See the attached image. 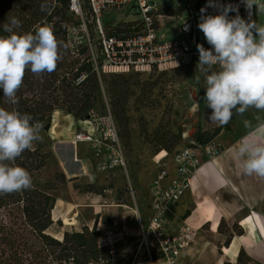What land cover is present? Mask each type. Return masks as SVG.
<instances>
[{
	"label": "trees",
	"instance_id": "16d2710c",
	"mask_svg": "<svg viewBox=\"0 0 264 264\" xmlns=\"http://www.w3.org/2000/svg\"><path fill=\"white\" fill-rule=\"evenodd\" d=\"M85 4V7L81 4V18L70 10L71 0H0V35H8L3 32L2 25L9 17H16L21 22L17 32H34L38 26L46 25L52 28L62 45V59L57 68L39 76L27 71L17 93L18 103L8 102L0 90V107L31 114L33 122L39 121L42 125L55 112L84 120L91 111L96 110L99 89L89 44H93L97 50L99 47L93 39L94 17L86 0ZM83 24L85 32L82 30ZM135 24V21H131L114 27L109 25L104 29L107 35L122 36L129 34ZM74 31L77 43L72 38ZM152 74L166 73L154 72L149 75ZM124 80L123 75H110L107 83V106L114 121L120 117L127 120L125 104L133 95L130 87L135 85ZM136 100L142 105L148 104V96L142 88ZM220 131L219 127L204 131L197 127L191 136L192 144L206 145L214 141ZM118 135L120 140L127 138L126 133L122 134L119 130ZM153 141L157 142L155 156L160 152L168 155L180 143L181 135L163 134L159 129L153 135ZM50 157L51 153L36 141L33 148L26 150L15 162L30 173L32 187L0 195V264H114L109 255V247L104 243L105 238L96 229V223L91 228L83 226L79 232H64L60 240L47 234V230L54 224L51 216L56 201L54 193L67 182L65 175L56 171L50 181L39 183ZM73 188L80 193L98 195L105 190L95 191L90 185L81 190L77 184ZM106 189H112V186ZM56 224L62 227L60 220ZM231 230L236 236L242 235L237 225H232ZM231 237L232 234L227 236L224 246H228ZM151 257L154 261L158 259L154 254ZM130 262L131 257L127 256L121 264Z\"/></svg>",
	"mask_w": 264,
	"mask_h": 264
},
{
	"label": "clouds",
	"instance_id": "9594fccd",
	"mask_svg": "<svg viewBox=\"0 0 264 264\" xmlns=\"http://www.w3.org/2000/svg\"><path fill=\"white\" fill-rule=\"evenodd\" d=\"M242 3L248 20L238 14V6L217 0H208L200 9L198 28L210 47L197 44V68L204 76L206 107L211 109L207 119L217 126H226L234 112L264 111V26L251 19L253 7L264 11V4L258 0ZM208 7L219 14L206 15ZM230 12L237 15L230 17ZM20 27L19 19L9 17L2 25L8 35H0V90L12 104L18 103L17 93L27 71L37 76L51 73L62 59V45L52 28L44 25L34 32L19 33ZM244 125L252 129L254 139L249 142L245 137L234 146L237 166L245 175L264 178V123L253 127L245 120ZM42 127L39 121L33 122L31 114L0 107V195L32 187L30 173L15 162L42 139Z\"/></svg>",
	"mask_w": 264,
	"mask_h": 264
},
{
	"label": "rangeland",
	"instance_id": "374dc122",
	"mask_svg": "<svg viewBox=\"0 0 264 264\" xmlns=\"http://www.w3.org/2000/svg\"><path fill=\"white\" fill-rule=\"evenodd\" d=\"M79 1L83 4V7L86 6L85 0ZM151 1L157 3L159 12L164 13L166 16V18L159 20L160 30L158 36L162 35L166 39L179 38L188 47H191V41L186 36H178L179 28L188 21L191 24L192 34L197 43L208 45L203 33L198 28L201 16L198 10L200 0ZM166 2L172 4V8L167 7L164 9L166 6L163 3ZM258 3H260L259 0ZM254 10L256 19L258 17L257 24L264 26V12L258 11L255 6ZM137 14V10L132 6L131 9L125 12L106 11L100 15V22L104 28L109 25L114 27L119 23L136 20ZM93 39L96 43L97 35L95 32ZM109 77L110 75L96 74L99 90L95 109L98 114H103L106 111L105 107L109 99L107 94ZM123 77L125 78L124 81L129 82L130 85H135L130 87L133 95L127 99L125 104V117L127 120L125 121L124 117H120L118 121L115 120L118 130L127 135L126 139L122 138L121 140L127 175H122L120 172L109 176L97 173L93 166L95 161L92 158L90 147L84 145H76L75 147L70 143L73 133L79 131L82 120L65 115L62 112H55L42 125L40 133L42 139L38 141L46 151L51 153L39 183L43 184L50 181L53 173L60 171L65 175L67 182L57 188L54 193L56 197H67L74 184L79 185L81 190L90 185L95 191L105 189L100 196L105 191L113 190L117 204L130 208L136 207L138 213L141 214V205L143 209H146V206L149 209L148 190L157 172V167L153 162V157L157 153V142L153 141V135L159 129L163 134L175 135L180 133V143L170 154L166 155V161L170 162L176 152L192 145V134L197 127L203 130L204 119L207 117L205 114H210L211 109L206 107V101L203 98L205 81L203 74L197 68V63L163 75L134 76L125 74ZM197 77H199V80H197ZM140 88L148 96L147 105H142L136 100ZM212 129L214 128L208 130ZM71 179H74V181H70ZM71 182L73 183L68 184ZM128 184L131 185L134 191V201L129 194ZM108 186H112V189H106ZM72 190L78 192L74 188ZM78 216L76 224H83L91 217V213H79ZM68 222L66 219L62 222L63 228L55 223L52 233L59 230L62 232L65 228L68 229L70 226L67 224ZM106 236L102 234L103 239Z\"/></svg>",
	"mask_w": 264,
	"mask_h": 264
},
{
	"label": "crops",
	"instance_id": "0c3cea01",
	"mask_svg": "<svg viewBox=\"0 0 264 264\" xmlns=\"http://www.w3.org/2000/svg\"><path fill=\"white\" fill-rule=\"evenodd\" d=\"M159 14V20L166 18L165 14ZM255 22H258L256 12ZM183 28L184 31L181 32ZM178 36H186L191 43L193 40L197 42L188 21L179 28ZM245 120L250 121L253 127L264 123V111L253 108L242 115L234 112L226 126L210 123L207 117L204 119L203 130L221 128L214 140L219 145L220 152L213 160H208L203 155L199 157L198 167L190 174L191 189L166 214L170 233H175L184 226H189L196 232L193 242L182 253L178 264H264V178L243 174L235 157L234 146L238 142L245 137L249 142L254 139L250 135L252 129L244 125ZM85 128L80 124L79 130ZM75 134L73 133L71 141ZM165 156L166 153L162 158ZM173 168L170 164L169 179L174 175ZM72 189L67 197H56L51 211L54 224L47 230V234L60 240L64 232H79L83 226L91 228L96 223L97 231L102 234L122 237L123 242L116 245L118 248L131 245L133 254L130 264L154 263L139 237L151 213L150 187L149 209L147 206L143 209L141 205V214L136 207L117 204L113 190L105 191L100 196L80 194ZM79 213H91V217L83 224H76ZM65 219L72 222L67 223L69 228L52 233L56 221L60 220L62 223ZM232 225L241 228V236L232 232ZM230 234L232 237L229 244L224 246Z\"/></svg>",
	"mask_w": 264,
	"mask_h": 264
},
{
	"label": "built area",
	"instance_id": "2783aa9c",
	"mask_svg": "<svg viewBox=\"0 0 264 264\" xmlns=\"http://www.w3.org/2000/svg\"><path fill=\"white\" fill-rule=\"evenodd\" d=\"M91 14L94 17L95 33L97 35V50L89 44L91 60L97 75H125L136 73L149 75L151 73H169L198 63L199 53L197 42L192 41L188 47L183 40L166 39L158 36V20L160 18L158 4L151 0H86ZM264 4V0H259ZM217 3L238 6L239 15L249 19V12L242 0H217ZM208 0L198 2V10L206 7ZM131 6L138 12L136 24L129 34L117 36L107 35L100 22V15L106 11H127ZM165 6V5H164ZM70 10L82 18L79 0H71ZM251 19L255 21L254 7L251 10ZM219 14L215 8L208 7L205 13ZM201 15V12H200ZM237 15L230 12L229 16ZM85 32V25H82ZM184 31V28L181 32ZM74 43L78 42L75 31L72 33ZM209 48L210 45H204ZM103 114L93 110L80 123L85 129L77 132L71 143L85 144L90 147L94 159V169L102 175H115L120 172L126 174V162L123 147L118 135L116 123L106 105ZM220 152L219 145L212 141L206 145L192 144L176 152L170 162L165 158L154 161L157 172L150 185V216L147 224L142 228L139 237L146 246L149 254L157 255L153 264H178L182 253L193 242L196 232L189 226H184L175 233L167 229L168 210L179 203L187 191L191 189L190 174L199 165V157L205 156L213 160ZM155 158V157H154ZM173 165L174 175L169 179V165ZM134 201V191L130 184L127 186ZM140 223V222H139ZM123 242L120 235L107 234L104 243L109 247V255L114 264H121L127 256L133 254L131 245L118 248L116 245Z\"/></svg>",
	"mask_w": 264,
	"mask_h": 264
},
{
	"label": "bare ground",
	"instance_id": "6f19581e",
	"mask_svg": "<svg viewBox=\"0 0 264 264\" xmlns=\"http://www.w3.org/2000/svg\"><path fill=\"white\" fill-rule=\"evenodd\" d=\"M165 155V152H160L157 156H155V161L162 159V157Z\"/></svg>",
	"mask_w": 264,
	"mask_h": 264
},
{
	"label": "water",
	"instance_id": "95a60500",
	"mask_svg": "<svg viewBox=\"0 0 264 264\" xmlns=\"http://www.w3.org/2000/svg\"><path fill=\"white\" fill-rule=\"evenodd\" d=\"M163 5H165V6L169 7V8H172V4H170V3H168V2L163 3Z\"/></svg>",
	"mask_w": 264,
	"mask_h": 264
}]
</instances>
